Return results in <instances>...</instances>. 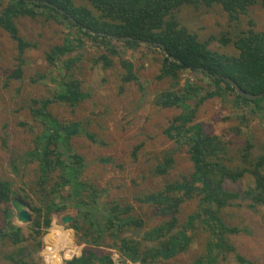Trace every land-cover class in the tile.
<instances>
[{
    "label": "rangeland",
    "instance_id": "374dc122",
    "mask_svg": "<svg viewBox=\"0 0 264 264\" xmlns=\"http://www.w3.org/2000/svg\"><path fill=\"white\" fill-rule=\"evenodd\" d=\"M6 3V0H0V12ZM75 3L85 5L97 13L85 0H75ZM177 18L181 25L196 33L201 41L208 42L211 50L227 55L239 54L234 42L250 29V20L255 22L253 27L256 31H264V7L258 3L234 22L229 20L221 6L208 7L202 3L183 6L177 11ZM17 25L19 34L31 44L25 53L22 79H9V75L18 66L17 46L10 34L0 28V178L12 181L13 198L20 197L29 203L33 221L29 224L18 222L11 202L0 204V228L6 226L4 209L9 206L13 211L11 224L22 227L25 237V241L18 246H13L9 238L0 239V264H13L7 257L18 256L21 247L31 251L25 261L32 264H66L82 255L87 243L82 242L80 237L90 223L80 232L72 228L71 223L78 216V209L69 205L64 211L52 212L50 226L42 228L40 234L30 236L29 228L39 216L34 207L40 206L41 188L37 183L38 162H24L23 158L26 152L34 149L36 135L42 131V125L34 119L28 107L30 100L51 96L56 84L53 78H61L55 65L48 61L47 54L54 46L63 44L67 33H81L70 25H61L44 15L22 16L17 20ZM82 52L83 58L76 63L74 72L81 81L82 91L88 93L89 97L77 106L52 104L51 112L64 124H79L80 131L71 135L72 150L84 157L82 179L98 190H103L100 191L103 195L102 203L109 201L112 204L119 203L122 207L129 206L130 210L122 217L143 221L141 228L126 226L120 238L141 240L145 247L157 246V240L147 241L142 238L145 232L161 226L172 214L159 212L156 204L143 203L140 199L163 190L167 183L183 180L194 170L187 148L176 146L165 132L173 118L181 114L184 108H162L155 103L161 93L171 87L169 80L157 79L161 71L162 54L146 51L134 56L122 51L120 56L131 61L134 73L138 76V81L124 82L127 72L120 56H113V64L104 67L103 62L98 61L101 53L95 45L85 44ZM195 76L191 71H184L181 74V85ZM226 98V101L215 97L202 102L195 122L201 123L207 134L219 136L226 142L227 157L224 162L228 167H250L242 155L248 140L253 144V160L264 153V118L250 107L246 109L235 104L231 97ZM197 100L198 97L193 95L188 103L194 104ZM85 132L94 136L96 141ZM169 151H175V161L167 174L160 175L155 172V167ZM262 170L264 173V167ZM58 173L53 177L56 181L60 180ZM52 182L46 186L45 193H49ZM254 185V177L250 173L238 181L227 180L224 183L228 190L240 193ZM67 193L65 188L64 196ZM199 198L197 195L191 196L180 205L175 215L178 222L174 232L183 229L190 217L198 214ZM59 200L60 197L57 198ZM63 203L69 202L65 200ZM249 203V200L239 199L221 210L220 217L224 224L237 227L240 232L227 234L236 252L224 250L215 264H240L236 253L254 264H264V204L252 208ZM102 211L105 212V208ZM65 215L72 218V222L66 225L62 222ZM81 223L84 224V221ZM196 224V229L188 232L192 239L187 248L157 264H194L201 257L208 247L210 231L197 221ZM58 227L71 233V242L68 240V244L66 241L62 244L64 238L60 239L53 230ZM114 243L108 231L104 242L98 245L99 254L109 255L111 259L114 256L111 252L113 250L121 258L125 257L120 246ZM49 246L51 248L47 250ZM69 246L74 254L72 258L66 259L70 257L67 253ZM52 254L57 258L48 257ZM131 261L133 264H142Z\"/></svg>",
    "mask_w": 264,
    "mask_h": 264
},
{
    "label": "trees",
    "instance_id": "16d2710c",
    "mask_svg": "<svg viewBox=\"0 0 264 264\" xmlns=\"http://www.w3.org/2000/svg\"><path fill=\"white\" fill-rule=\"evenodd\" d=\"M85 1L97 13L85 5H77L75 0H6L7 3L0 12V28L10 34L16 42L18 52V66L9 75V79L23 78L25 53L31 47L19 34L17 20L20 17L44 15L61 25H70L81 33H67L63 44L54 46L47 54L48 61L55 65L61 78H53L56 84L51 96L32 98L28 105L34 119L42 125V131L36 135L34 149L26 152L23 158L24 162H38L37 183L41 188L40 206L34 207L39 216L29 228L30 236L38 235L42 228L50 226L52 212L64 211L72 205L78 209V216L71 223L72 228L80 232L88 222L90 224L80 237L82 242L87 243L82 255L66 264H113L110 256L100 255L98 249L108 231L116 242L114 244L120 246L121 252L127 258L142 264H157L187 248L192 239L188 232L196 229L197 221L210 231V236L206 251L194 264H215L224 250L236 252L235 247L229 243L227 234L240 232L237 227H227L224 224L220 217L221 210L239 199L249 200L252 208L264 204V153L253 160V144L248 140L242 156L250 167H228L224 162L227 157L226 142L219 136L207 134L203 125L195 122V117L201 103L207 99L220 97L226 101V97H231L235 104L246 109L250 107L264 118V97L246 99L223 79L230 77L251 94L264 92V31H256L253 27L255 22L250 20V29L234 42L239 54H221L211 50L208 42L201 41L196 33L181 25L177 11L191 3H202L208 7L219 5L227 13L229 20L234 22L247 14L254 4L264 7V0ZM71 18L77 23H73ZM98 32L129 39L116 40ZM139 40L159 43L164 47L147 45ZM85 44L95 45L99 49L101 55L98 61L103 62L104 67L111 66L112 57L120 56L124 50L134 56L146 51L162 54L161 71L157 79L169 80L171 87L162 92L155 103L162 108H184L181 114L173 118L165 132L176 146L187 148L194 170L183 180L167 183L163 190L140 199L143 203L156 204L159 212L172 214L164 224L145 232L142 238L147 241L157 240V246L145 247L141 240L120 238L126 226L141 228L143 221L122 217L130 210L129 206L122 207L119 203L112 204L109 201L102 203L103 190H98L82 179L84 157L72 150L71 135L80 131L79 124H64L51 112L52 104L77 106L89 97L88 93L82 91L81 81L74 72L76 63L83 58L82 49ZM120 57L127 72L123 81H138L131 61ZM184 71H191L196 76L181 85V74ZM193 95L198 97L197 102L188 103ZM85 134L96 141L90 133ZM174 153L175 151L166 153L164 159L156 165V173L163 175L169 172L175 161ZM55 173H58L59 181L53 179ZM246 173L254 177L253 188L240 193L224 187L225 181H238ZM51 181L53 185L49 193H45V188ZM65 188L68 190L66 196ZM13 194L12 181L0 178V204L11 202ZM194 195L200 197L198 214L190 217L183 229L174 232L178 222L175 215L180 205ZM58 197L60 202L57 201ZM65 200L69 203H63ZM103 208L105 212H101ZM4 212L6 226L0 228V239L9 238L13 246H18L25 241L22 227L11 224L13 211L9 206L5 207ZM30 253L27 247H21L18 256L8 255L7 258L13 264H32L25 261ZM236 258L240 264H254L239 253H236Z\"/></svg>",
    "mask_w": 264,
    "mask_h": 264
},
{
    "label": "water",
    "instance_id": "95a60500",
    "mask_svg": "<svg viewBox=\"0 0 264 264\" xmlns=\"http://www.w3.org/2000/svg\"><path fill=\"white\" fill-rule=\"evenodd\" d=\"M26 1H30V0H26ZM58 8V7H57ZM59 9V8H58ZM61 11V13H64L63 10L59 9ZM65 14V13H64ZM72 22L73 23H77L76 20H74L73 18ZM96 33V31H94ZM99 34L102 35H108L109 37H112L116 40H127L129 39V37H119V36H114L112 34H105L102 32H98ZM140 42L147 44V45H152V46H160V47H164V45L159 44V43H152L150 41H143V40H139ZM174 59V58H172ZM221 78V77H220ZM226 82H228L231 86L235 87V89L237 90L238 94L241 95L242 97H245L246 99L249 100H256L259 99L261 97H264V92L260 93V94H251L247 91H245L238 83H236L233 79H231L230 77H225L223 78ZM11 204L15 210L16 213V218L17 221L20 223H24V224H29L33 221V217L31 214V210L32 207L29 205L28 202H26L24 199L17 197V198H13L11 201ZM62 222L63 224H69L72 222V218L69 215H65L62 217Z\"/></svg>",
    "mask_w": 264,
    "mask_h": 264
},
{
    "label": "built area",
    "instance_id": "2783aa9c",
    "mask_svg": "<svg viewBox=\"0 0 264 264\" xmlns=\"http://www.w3.org/2000/svg\"><path fill=\"white\" fill-rule=\"evenodd\" d=\"M71 252H73V253L71 254ZM111 252L114 255L111 257L113 264H133V262L129 258H127L126 256L121 258V256L119 254H117L115 251L111 250ZM67 253L70 255V257H66V259L72 258L73 256H71V255L74 254V250L69 246L67 249ZM76 256H78V254Z\"/></svg>",
    "mask_w": 264,
    "mask_h": 264
},
{
    "label": "bare ground",
    "instance_id": "6f19581e",
    "mask_svg": "<svg viewBox=\"0 0 264 264\" xmlns=\"http://www.w3.org/2000/svg\"><path fill=\"white\" fill-rule=\"evenodd\" d=\"M56 233H57V236H59V238L61 239L62 237L64 238L63 239V241H61L62 242V244L64 245V241H66V244H68L67 243V241L69 240V242H71V238H72V235H71V233H69V232H64V230L62 229V228H60L59 229V227L58 228H54L53 229ZM58 238V237H57ZM51 247L49 246V248H47V250H49ZM48 257H50V258H57L56 256H55V254H52V256H48ZM49 258V259H50ZM61 259V258H60ZM63 263V262H62ZM61 264V263H60Z\"/></svg>",
    "mask_w": 264,
    "mask_h": 264
}]
</instances>
